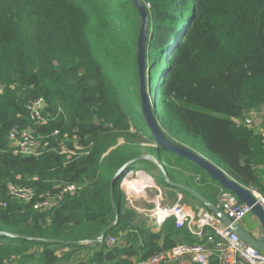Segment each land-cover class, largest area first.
I'll list each match as a JSON object with an SVG mask.
<instances>
[{
    "label": "trees",
    "instance_id": "trees-1",
    "mask_svg": "<svg viewBox=\"0 0 264 264\" xmlns=\"http://www.w3.org/2000/svg\"><path fill=\"white\" fill-rule=\"evenodd\" d=\"M139 1L148 19L144 85L159 129L264 195V135L240 124L248 112L264 109V0ZM139 26L131 0H0V263L75 264L91 243L89 260L77 264H133L134 257L197 243L172 219L157 232L137 223L118 188L124 174L114 191L117 224L95 242L114 221L109 187L121 169L132 170L129 160L157 158L171 180L187 170L188 163L149 143L136 118L146 128ZM37 99L45 106L33 121L27 107ZM14 129L39 141L33 155L13 153ZM75 138L82 151L74 152ZM190 167L205 183L204 172ZM8 185L30 188L36 197L76 190L38 212L10 198ZM219 192L211 187L208 200L216 204ZM245 218L252 229L251 215ZM120 235L126 246L106 247L109 236Z\"/></svg>",
    "mask_w": 264,
    "mask_h": 264
},
{
    "label": "built area",
    "instance_id": "built-area-1",
    "mask_svg": "<svg viewBox=\"0 0 264 264\" xmlns=\"http://www.w3.org/2000/svg\"><path fill=\"white\" fill-rule=\"evenodd\" d=\"M44 106L42 99H37L29 104L27 110L33 121L41 117ZM240 124L258 130L264 135V109L248 112ZM9 140L13 143L12 149L16 155H33L40 147L39 141L32 138L28 132L18 133L15 129L10 132ZM73 148L74 152L82 151L76 138ZM74 152L61 151L60 153L74 155ZM130 174L128 173L126 176H130ZM245 189L264 211V195L253 188ZM75 190L74 186H67L56 195L46 194L36 197L30 188L8 185L7 195L19 202L31 204L35 211L43 212L57 207L65 193H73ZM183 200V196L178 194L171 206L161 207L157 204L148 216L157 227L172 219L175 229L186 230L197 243L194 245L179 244L168 250L158 251L151 257L134 264H209L212 257L217 259L218 264H264V254L240 240L212 213L204 208L189 209L183 204ZM215 207L233 224L241 223L246 216L251 214L250 207L240 203L235 196L226 192L220 193ZM258 229L260 228L258 227ZM123 238V235L118 238L110 236L105 240V245L108 248L123 245L125 243Z\"/></svg>",
    "mask_w": 264,
    "mask_h": 264
},
{
    "label": "water",
    "instance_id": "water-1",
    "mask_svg": "<svg viewBox=\"0 0 264 264\" xmlns=\"http://www.w3.org/2000/svg\"><path fill=\"white\" fill-rule=\"evenodd\" d=\"M133 6L136 8L137 14L140 18V26L139 31L137 33L136 39V63H137V73H138V85H139V109L141 116L143 118L145 127L147 129L148 135L150 139L162 149L167 150L168 152L176 155L180 159L185 162H188L194 166L200 168L207 177L215 182L221 189L227 191V193L235 196V198L242 204L250 207V213L253 217L258 220V223L261 226V229L264 233V211L256 204L255 199L251 196V194L242 186L238 185L234 181L230 180L226 174L219 168L213 166L205 156L193 153L192 151L177 145L176 143L170 141L163 132L159 129L157 124V119L154 116L155 107L149 102V90L148 93H145L144 88V72H145V46L146 39L148 36V19H147V11L144 6L141 4L139 0H131ZM151 160L154 161L153 157H136L132 160H129L125 165L129 166L133 163H137L139 161ZM158 169L161 171L163 183L167 184L173 188L180 190L181 192L187 194L190 198L194 199L198 204L204 207L208 212L212 213L215 217H217L224 226L230 228L232 232H234L240 240L246 243L248 246L256 249L260 253L264 254V241L258 240L253 235L244 231L239 224H233L231 220H229L226 216L223 215L211 202L201 196L197 191L186 187L184 185L173 183L165 172L163 171L161 164L159 162H155ZM122 169L117 173L115 178L111 181L109 187V200L112 207V211L114 213V221L113 223L104 229L99 238L95 241L97 243L102 242L107 231L117 224L118 220V212L116 210V204L114 200V191L115 184H117V177L120 174H126ZM62 243L65 246L69 245H77V242H57Z\"/></svg>",
    "mask_w": 264,
    "mask_h": 264
},
{
    "label": "crops",
    "instance_id": "crops-1",
    "mask_svg": "<svg viewBox=\"0 0 264 264\" xmlns=\"http://www.w3.org/2000/svg\"><path fill=\"white\" fill-rule=\"evenodd\" d=\"M156 159V160H155ZM154 161L146 160V161H139L137 164L130 165L132 170H128V173H131V178L137 177L136 180L133 182L134 187L132 190L127 188V191L125 193V199L128 205V208L132 210L135 215L137 216V223L141 222L140 225L146 226V228L151 229L153 232H157L159 227H157L152 219L149 218L148 214L149 212L157 205L159 204L161 207H168L171 206L176 198V195L181 194L180 190L175 189L173 191L170 188H173L171 186H165L163 183L162 175L160 169L156 166L157 158H155ZM183 161V160H182ZM185 162V161H183ZM141 163V164H139ZM162 166V162H159ZM188 163V162H185ZM136 165L140 166L137 169H134ZM185 165V164H184ZM190 163L188 165H185L187 170L184 172L181 171V175H177V173H173L172 180L173 183L184 185L186 187H189L194 190L193 187L202 188V191L204 193L205 199H212L211 196H207L210 194V188L214 187L218 189L220 192L217 195L216 199L218 200V196L220 195L221 188L213 181H211L208 177L205 178V183H203L202 177L199 175H194L190 170L192 169L190 167ZM205 174V173H204ZM206 175V174H205ZM207 176V175H206ZM170 187V188H169ZM133 191V192H132ZM137 192V193H136ZM200 194V193H199ZM182 195V194H181ZM201 195V194H200ZM183 196V195H182ZM202 196V195H201ZM210 197V198H209ZM183 204L189 208V209H199L204 208L200 204H198L194 199L187 198L183 196ZM194 203H193V202ZM213 205H216L212 200H208ZM217 203V201H216ZM205 209V208H204ZM206 210V209H205ZM251 215V214H250ZM251 220H253V223L255 226L251 229L250 223L247 222L246 218L243 219L241 223H239L240 227L246 231L247 233L253 235L258 240L264 241V233L261 229L260 224L258 223V220L251 215ZM258 227L260 229H258ZM85 247L92 246L91 243H85ZM127 244L124 243L123 245H116V246H126ZM61 253H66V251L61 250ZM92 254V250L90 251H83L80 252L77 255L76 262L77 263H87L90 256ZM212 259V258H211ZM210 259V260H211ZM217 260V259H216ZM133 264L139 261V257H134L132 259ZM210 262V261H209Z\"/></svg>",
    "mask_w": 264,
    "mask_h": 264
},
{
    "label": "rangeland",
    "instance_id": "rangeland-1",
    "mask_svg": "<svg viewBox=\"0 0 264 264\" xmlns=\"http://www.w3.org/2000/svg\"><path fill=\"white\" fill-rule=\"evenodd\" d=\"M138 31H139V29H138ZM134 90H136V87H134ZM148 90H149V87L147 86V85H145V88H144V91H145V93H148ZM149 102L151 103V98L149 97ZM137 119H138V121H139V123H140V125L141 126H143V130H142V132H143V136H145L146 138H147V136H148V132H146V128H144V125H143V122H142V120L140 119V116H138L137 115V117H136ZM130 131L132 132V133H135V130L131 127L130 128ZM148 141V140H147ZM149 142V141H148ZM150 144H152V146L154 147V146H156V144L155 143H152V142H149ZM201 142L198 140L197 141V144L199 145V146H201V144H200ZM142 152H143V150H141ZM155 151V153H154V155L156 156V149H154L153 150V152ZM205 157H207V155L205 156ZM163 163H165V160H164V158H163ZM135 164H137V163H135ZM139 164H141V163H139ZM140 166H138V165H136L135 167H133L134 169H137V168H139ZM130 177H131V175L130 176H126V174H125V176L123 175V178H122V180H121V182H119V185H118V188H119V190L121 191V193L125 196V193H126V191H127V188H131L130 190H132V188L134 187V180H136L137 179V177L135 178V177H133V178H131L130 179ZM127 187V188H126ZM133 192V191H132ZM137 193V192H136ZM193 202V201H192ZM194 203V202H193ZM90 247L89 248H87V251H90Z\"/></svg>",
    "mask_w": 264,
    "mask_h": 264
},
{
    "label": "bare ground",
    "instance_id": "bare-ground-1",
    "mask_svg": "<svg viewBox=\"0 0 264 264\" xmlns=\"http://www.w3.org/2000/svg\"><path fill=\"white\" fill-rule=\"evenodd\" d=\"M110 237V236H109ZM113 237V236H112ZM107 247V246H106ZM115 247V246H114ZM113 248V247H112Z\"/></svg>",
    "mask_w": 264,
    "mask_h": 264
}]
</instances>
